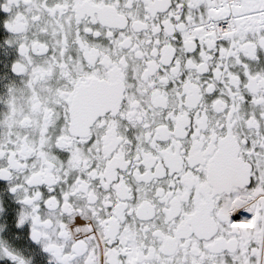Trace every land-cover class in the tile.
<instances>
[{"label":"snow or ice","instance_id":"1","mask_svg":"<svg viewBox=\"0 0 264 264\" xmlns=\"http://www.w3.org/2000/svg\"><path fill=\"white\" fill-rule=\"evenodd\" d=\"M0 264H264V0H0Z\"/></svg>","mask_w":264,"mask_h":264}]
</instances>
